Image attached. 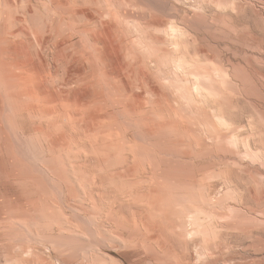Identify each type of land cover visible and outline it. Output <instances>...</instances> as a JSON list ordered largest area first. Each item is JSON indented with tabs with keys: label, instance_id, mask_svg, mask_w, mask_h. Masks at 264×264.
Wrapping results in <instances>:
<instances>
[{
	"label": "rangeland",
	"instance_id": "rangeland-1",
	"mask_svg": "<svg viewBox=\"0 0 264 264\" xmlns=\"http://www.w3.org/2000/svg\"><path fill=\"white\" fill-rule=\"evenodd\" d=\"M0 264H264V0H0Z\"/></svg>",
	"mask_w": 264,
	"mask_h": 264
}]
</instances>
